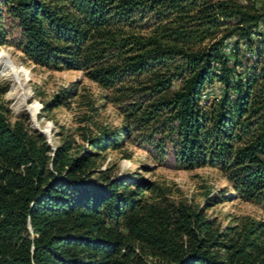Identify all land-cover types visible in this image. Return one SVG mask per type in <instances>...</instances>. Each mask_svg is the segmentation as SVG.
<instances>
[{"label":"trees","instance_id":"trees-1","mask_svg":"<svg viewBox=\"0 0 264 264\" xmlns=\"http://www.w3.org/2000/svg\"><path fill=\"white\" fill-rule=\"evenodd\" d=\"M12 3L29 61L84 72L105 91L100 100L122 110L123 125L100 128L90 149L117 150L145 131L161 159L170 141L180 169H220L235 198L264 204V52L245 80L237 60L264 9L251 0ZM7 39L0 12V47ZM214 83L224 94L204 108ZM72 104L87 110L85 121L101 108L76 81L47 109ZM11 114L0 99V264H264V220L216 230L202 211L170 201L167 188L92 172L91 153L75 154L72 138L53 150L29 118Z\"/></svg>","mask_w":264,"mask_h":264},{"label":"rangeland","instance_id":"rangeland-1","mask_svg":"<svg viewBox=\"0 0 264 264\" xmlns=\"http://www.w3.org/2000/svg\"><path fill=\"white\" fill-rule=\"evenodd\" d=\"M251 1L255 2L258 8L264 9V0ZM12 6V0H0L2 23L8 38V43L0 47V91L8 88V93L2 95L0 99L11 110L12 121L29 118L30 128L40 129L47 136L50 146L54 148L60 146L66 137L72 138L75 154L82 151L91 153L94 160L92 172L104 171L111 178L133 177L139 181L155 182L167 188L169 190L167 197L170 201L183 202L202 211L205 218L213 222L216 230L222 231L242 217L264 220V204L235 198L233 184L220 169L209 167L191 171L180 169L175 162L170 141L166 142L164 159H161L159 150L149 141V134L145 131L134 132L131 139L117 150L99 152L90 149L88 140L95 137L100 128L114 129L123 125L122 110L101 101L100 98L105 91L86 78L84 72L52 71L29 61L20 48L23 41L22 29L9 13ZM233 42L230 40L226 43V52L232 59ZM250 43L253 51L250 49ZM250 43L241 42L237 57L238 71L244 80L248 68L257 60V54L264 52V20L255 29ZM5 56L9 66L4 65ZM19 69L21 74L15 73ZM76 81L82 82L87 92L97 100V106L101 107L99 114L92 120H84L87 110L77 104L52 106L47 109L55 94ZM234 82H237V77L234 78ZM179 85V82L175 83L174 88H178ZM18 87L23 94L31 92L30 95L22 97ZM223 94L224 87L220 83L210 85L204 92L201 106L209 108L219 102ZM232 96L235 98L236 94L233 93ZM160 131H150L155 140L163 138Z\"/></svg>","mask_w":264,"mask_h":264},{"label":"bare ground","instance_id":"bare-ground-1","mask_svg":"<svg viewBox=\"0 0 264 264\" xmlns=\"http://www.w3.org/2000/svg\"><path fill=\"white\" fill-rule=\"evenodd\" d=\"M4 65L5 66H9V61H8V59H7V56H5L4 57ZM6 71V70H5ZM4 71V72H5ZM15 72V71H14ZM15 73H19V74H21V71H20V69H19V71L18 72H15ZM18 74V75H19ZM15 75V74H14ZM16 77V76H15ZM17 79V78H16ZM20 91H21V88L20 87H18V92L20 93ZM30 93L31 92H29V93H26V94H23V91H21V95H22V97L24 96V97H27V96H29L30 95Z\"/></svg>","mask_w":264,"mask_h":264},{"label":"water","instance_id":"water-1","mask_svg":"<svg viewBox=\"0 0 264 264\" xmlns=\"http://www.w3.org/2000/svg\"><path fill=\"white\" fill-rule=\"evenodd\" d=\"M37 130L47 138V136L40 129H37ZM52 149L54 150L55 148L53 147Z\"/></svg>","mask_w":264,"mask_h":264}]
</instances>
